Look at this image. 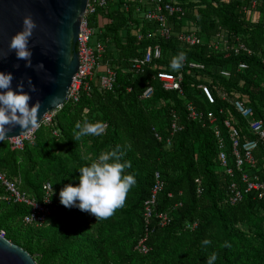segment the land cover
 Segmentation results:
<instances>
[{"label":"trees","instance_id":"obj_1","mask_svg":"<svg viewBox=\"0 0 264 264\" xmlns=\"http://www.w3.org/2000/svg\"><path fill=\"white\" fill-rule=\"evenodd\" d=\"M179 1L186 13L184 21L173 18L175 32L194 31L204 43L226 34L227 44L239 39L252 54L214 51L206 45L186 47L175 39H145L146 31H153L155 25L121 12L118 7L123 0H118L106 14L100 12L90 20L97 27V16L109 19L100 26L98 40L108 41L101 64L108 62L116 71L113 89L99 91L94 82L78 103H66L49 126H40L33 143L21 150H12L9 141L0 142V172L16 182L20 192L39 201L42 185L48 182L52 187L50 215L41 226H34L22 222L28 207L5 199L0 185V233L37 264H206L213 252L215 264H264V194L259 198L256 192L242 191L241 200L229 204L230 184H239L240 174L234 169L229 177L220 171L212 125L206 117L209 112L216 116L227 148L225 119L240 130L241 143L255 139L230 103L220 100L217 90L221 89L229 99L251 107L254 118L264 125V0H256V8L248 15L242 9L250 0ZM154 44L161 47L162 57L151 68L134 73L130 60ZM179 53L185 54L179 69L182 94L163 90L155 75L175 73L170 61ZM189 63L203 68H190ZM241 63L245 70L238 68ZM224 70L229 77L220 75ZM201 84L210 88L214 105L203 99ZM149 86L153 95L144 100L141 96ZM188 105L202 117L191 119ZM85 119L102 121L103 134L77 139L74 125ZM173 123L180 130L172 134ZM113 149L123 153L122 162L131 165L125 173L136 180L123 207L100 219L60 204V189L75 186L79 168ZM254 156L258 163L253 172L264 182V155L258 149ZM156 173L164 188L156 196L146 226L143 205L150 198ZM159 214L168 217L166 225H160ZM187 224L196 226L188 229ZM142 238L146 239L145 254L136 249ZM204 239L211 243L203 245Z\"/></svg>","mask_w":264,"mask_h":264},{"label":"built area","instance_id":"obj_2","mask_svg":"<svg viewBox=\"0 0 264 264\" xmlns=\"http://www.w3.org/2000/svg\"><path fill=\"white\" fill-rule=\"evenodd\" d=\"M118 0H87L85 10L81 15L78 32V69L72 78L71 85L65 98V104H76L79 102L82 93H88L91 90L92 84L97 86L99 91H111L116 81V71L108 62L101 64L104 58L107 43L98 40V34L101 32L100 26L94 27L90 25V20L98 13L106 14L109 6L117 3ZM256 0H250L247 7L242 9V13L248 15L254 8H256ZM118 7V6H116ZM121 12L126 15L132 14L134 19L153 24L155 28L153 31H146L145 39L157 38L162 41H170L175 39L179 44L186 47H194L198 45H206L208 49L218 51L223 50L225 53L233 52L234 54L245 53L251 55L239 39L236 42L227 44V35L218 34L210 41L203 42L202 38L194 31H179L175 32L173 18L177 21H184L185 9L179 0H123L118 7ZM260 16V15H259ZM142 35H138L137 39L142 40ZM233 38V37H232ZM162 57V50L158 44L148 45L140 57L130 60L131 70L134 73H142L145 69L151 68L154 62ZM188 66L193 69H202L203 66L195 63H189ZM103 71L99 73V70ZM240 70H245L247 67L244 63L239 64ZM157 81L161 84L163 90L168 92H177L182 94L181 81L182 74L179 70L175 73L159 71L156 74ZM224 78L229 77V72L224 70L220 72ZM97 79V82L95 81ZM203 99L208 105H214L215 99L210 88L207 85H199ZM217 95L221 101L229 102L234 108L235 112L244 120L248 126L249 132L255 137L253 140H248L243 143L240 141V130L232 123L231 119L223 120V127L227 131L229 148L225 144L221 129L217 125V118L212 113H207L206 117L212 125L213 135L215 137L217 146V161L220 171L224 175L232 177L234 169L239 172V184L237 181H232L229 187L230 196L228 202L230 205L236 204L242 198V191L256 192L260 198L264 194V182L260 181L257 174L253 172L256 168L258 159L254 156V152L258 149L264 155V125L262 121L256 120L253 115V110L243 104L238 99H229L223 90H217ZM153 95V88L149 86L143 92L141 98L144 100L150 99ZM64 104V105H65ZM63 107V106H62ZM62 107L45 114L36 127L32 130L21 134L18 137L9 140L10 148L12 150H21L26 143H33L36 137V132L40 126H49L52 120ZM189 117L197 120L202 115L197 113L191 106H187ZM222 109L218 114L222 113ZM172 134L179 131L176 123L171 125ZM157 139L160 138L156 135ZM170 145V142H167ZM0 185L4 188L7 197L15 203L24 204L28 207V213L23 217L22 222L25 225L41 226L47 217L50 215L52 187L50 183L45 182L42 185V195L40 200L30 198L25 193L20 192L16 182L8 181L4 174L0 172ZM240 185L243 188H240ZM164 188V182L158 173L154 176V184L151 190L150 198L144 202L143 205V220L146 226L153 215L156 203V196ZM198 189V193H200ZM160 220V225L164 226L169 222V219L164 214L156 215ZM196 224H187L186 228L193 229ZM3 236V234H2ZM146 239L142 238L136 249L140 253H147L145 246Z\"/></svg>","mask_w":264,"mask_h":264},{"label":"water","instance_id":"obj_3","mask_svg":"<svg viewBox=\"0 0 264 264\" xmlns=\"http://www.w3.org/2000/svg\"><path fill=\"white\" fill-rule=\"evenodd\" d=\"M86 3L87 0H0V72L12 73L13 89L24 82V90L28 91L26 81L31 79L36 91L30 93L29 106L40 102L38 125L45 114L65 104L78 69L77 35ZM25 16H31L36 24L29 40L33 67H25V61L18 60L8 48L11 37L21 30ZM38 64L43 69L35 70ZM25 132L19 126L13 127L4 141ZM0 264L37 263L0 235Z\"/></svg>","mask_w":264,"mask_h":264},{"label":"clouds","instance_id":"obj_4","mask_svg":"<svg viewBox=\"0 0 264 264\" xmlns=\"http://www.w3.org/2000/svg\"><path fill=\"white\" fill-rule=\"evenodd\" d=\"M36 24L31 16L22 19V28L13 35L8 44L18 60L25 61V67H33L31 63V49L29 40ZM185 59L184 53H179L170 61L173 70H179ZM43 69L42 64L35 66V70ZM13 75L11 72H0V142L8 137L11 128L19 126L22 131L38 125L37 113L40 102L29 106L30 93L36 89L28 78V91L24 90V82L12 87ZM102 121L89 122L87 119L77 121L74 125L77 139L85 136H99L105 131ZM123 153L118 149L100 152L90 164L79 168V176L75 186L66 184L58 193L59 202L66 208L75 207L87 212L95 218L107 219L115 210L123 207L130 189L136 180L133 174L125 173L130 163L122 162ZM210 240L204 239L202 244L207 246ZM225 246H228L227 244ZM217 254L213 252L206 259V264H215Z\"/></svg>","mask_w":264,"mask_h":264},{"label":"rangeland","instance_id":"obj_5","mask_svg":"<svg viewBox=\"0 0 264 264\" xmlns=\"http://www.w3.org/2000/svg\"><path fill=\"white\" fill-rule=\"evenodd\" d=\"M111 8H113V7H111ZM96 19H97V25H98V26H104L106 23L109 22V19H108V18H104V17H100V16H97ZM102 71H103V68H101V69L99 70V73H101ZM95 81L97 82V79H96ZM2 234H4V232H1V233H0V235H2ZM3 237H4V235H3ZM9 242H10V241H9ZM13 244H14V243H13Z\"/></svg>","mask_w":264,"mask_h":264}]
</instances>
